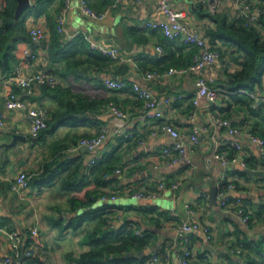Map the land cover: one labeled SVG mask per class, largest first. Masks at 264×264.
<instances>
[{
  "label": "crops",
  "instance_id": "0c3cea01",
  "mask_svg": "<svg viewBox=\"0 0 264 264\" xmlns=\"http://www.w3.org/2000/svg\"><path fill=\"white\" fill-rule=\"evenodd\" d=\"M87 2L95 10L105 12V18L101 21L87 18L76 7L77 0H69L71 6L67 12V35H64L65 39L61 41L56 27L54 29V22L57 12L64 6V0L40 1L38 13L35 14V9H32L25 19V31L27 33L26 27L30 20L39 22L45 28L47 36L43 49L38 52L31 50L30 39L26 36L25 39L18 41L15 47L18 62L24 73H34L40 68H45L56 77V86L70 91L64 93V97H60L64 102L72 100L79 106L74 121L61 125L52 134L40 138L39 134L36 137L31 136L26 110L7 109L5 95L11 92L23 104L39 105L48 114L60 108L59 101L42 90L43 84L35 83L32 92L29 93L24 88L7 82L8 73L0 77V111L7 120V125L0 128V227L15 229L22 233L28 232L33 226L38 227L37 234H28L36 261H28L27 264H76L67 256H77L89 248L84 235L94 223L85 222L76 230L70 228L61 230L54 226L53 222L57 220L61 227H65L70 218L81 211L80 207L75 208L71 205L69 197L72 194L82 196L85 190L94 188L91 175L87 177L86 185L69 192L62 189L61 185V178L67 173L65 171L52 186L37 188L29 185L23 197L10 189V183L19 171H25L29 176L39 171L45 162L53 160L59 162L72 158L83 167L78 176H88V169L96 160L115 150L114 155L120 157L119 161L115 163V168L109 173H104V176L114 177L117 182L102 186L101 190L116 194L114 202L123 206L109 214L112 222L119 226L124 221L131 220L137 227L153 234L151 243L142 255L153 251L161 254L160 250L164 249L165 254L161 260H168L169 264H180L176 253H182L184 242L177 237L174 226L187 217L185 209L187 205L193 210L190 218L207 226L209 237L207 238L201 231L189 234L187 244L189 253L185 257V263L187 256L190 262H201L202 254H205L212 264L244 262L245 259L239 256L240 248L234 245L236 236L246 235L253 241L264 239L262 224L264 212L259 211L264 205V173L240 175L234 172V165L221 164L213 156L215 148L229 154L231 151L229 143L236 138L225 128L212 125L208 118L209 113L216 110L220 116L228 117L232 126L255 130L254 132L260 135L259 131L264 130L262 117L264 107L255 110V113L238 109L234 104L229 107L230 99L227 97L229 93L226 87H218L224 91L219 93L213 108L209 104H201L196 108L195 117L191 120L189 113L193 108L191 99L195 90V73H174L165 78L150 80L143 77V72L148 70L188 66L194 51L192 46L184 45L179 40L166 39L157 28L141 27L146 20L162 18L158 10V0L138 2L87 0ZM169 2L184 13L182 22L190 30L205 38L206 31L214 26L209 17L208 2H216V12L226 15L228 19L242 17V8L245 5L255 8L261 3L259 0H169ZM34 4L36 0H30V6ZM54 31L61 46L67 47L49 57L48 47ZM76 31H84L108 46H115L120 57L111 59L112 61L104 65H89L86 62L84 47L75 40L78 36H71ZM86 45L88 48L87 43ZM156 45L162 46V53L155 50ZM30 50L34 56H24V53ZM224 60L225 58L219 57L212 66L203 70L202 75L209 84L217 83L222 78L226 81L223 71ZM231 70L229 68V71ZM107 78L125 80L127 85L121 89H108L103 85V80ZM132 82H138L160 101L165 96L174 94H180L181 98L169 104L161 102L158 106L163 114L161 118L143 119L140 117L142 102L136 97L131 87ZM263 82L264 74L261 83L256 86H261ZM104 101L114 102L127 113V117L117 118L102 111L100 106L93 110L83 108L88 102ZM161 122L170 123L182 134L181 139L192 158L191 163L168 165L164 162L161 150L169 146L174 139L168 134H150ZM193 124L201 126L199 142L196 145H191L187 136ZM103 125L119 128L122 133L108 134L94 149L78 146L81 137L95 135ZM129 133L131 136H127ZM13 134L24 135L26 138L24 141L17 140L13 146H4V143L10 142ZM241 142L242 155L254 166L250 168L264 171V150L246 140ZM92 159L94 162L91 163ZM53 166L55 167V164ZM175 181L180 182L176 189L157 187L159 182L169 185ZM224 182L234 184L235 189L223 188ZM212 185L217 187V200L220 192L224 191L231 206L241 205L251 216V221L243 224L231 211L220 207L219 204L217 206L211 204L209 195L206 198L203 193L209 194ZM138 189L156 191L157 194L150 199L132 198L130 192ZM68 240L76 243L75 252H65L66 246L56 242L66 241L65 244ZM236 247L238 250H234ZM8 251V242L5 236L0 234V256Z\"/></svg>",
  "mask_w": 264,
  "mask_h": 264
},
{
  "label": "trees",
  "instance_id": "16d2710c",
  "mask_svg": "<svg viewBox=\"0 0 264 264\" xmlns=\"http://www.w3.org/2000/svg\"><path fill=\"white\" fill-rule=\"evenodd\" d=\"M40 1L42 0H36V4L25 8L19 18L15 20L14 11L17 0H0L2 5V22L0 23L1 75L7 73L9 75L14 65L18 62L15 52L16 44L21 39H25V36L28 37L25 31V19L32 9H35V14L38 13ZM259 1L261 3L257 4V7L261 12L253 24L245 25L246 19L244 16L228 19L224 14L210 12L209 17L214 26L206 31L208 41L218 51L219 57H223L228 61V65L224 66L223 69L226 81L222 78L217 83L215 82L216 84L211 82V85L214 87H226L229 93L227 97L230 99L228 100L229 107L234 104L238 109L250 113H255L256 111L251 107L252 98L247 92L253 90L254 86L261 83L264 74V0ZM75 40L79 41L82 47H84L86 62L89 65L99 66L112 61L111 58L99 51L87 48L86 41L82 36H78ZM66 47L61 46L58 36L54 31L48 47L49 57ZM229 68L232 70L229 71ZM218 83L220 84L217 85ZM42 90L50 93L53 98L55 97L54 99L60 103V108L48 114L47 126L39 132L38 138L46 134H52L61 125L71 123L75 120V113L79 112L77 109L79 106L76 102L72 100L64 102L60 97H64V93H67L68 89L64 90L56 85L49 86L43 84ZM106 102L108 101L88 102L83 108L93 110L98 106L101 107ZM263 107L264 105L256 110H260ZM257 112L261 113L260 111ZM223 117L226 118V116ZM262 117L264 118L263 113ZM259 134L264 138L263 129L259 131ZM114 151L96 160L88 169V176H78L79 171L83 167L81 163L75 162L76 160L73 158L59 162L53 160L43 163L39 171L31 173L28 183L30 186L37 188L49 187L54 184L56 179H60L62 173L67 171L66 175L61 178L62 189L73 192L86 185L87 177L91 175L94 188L85 190L82 196L72 194L69 197L71 205L75 208L80 207L81 211L79 213L76 212L65 227H61L60 222L57 220L56 222L58 223L53 222V225L61 230L68 228L76 230L85 222L94 223L91 228L86 230L84 235L89 248L77 256L68 255L67 258L70 261L76 264H158L153 263L151 257L153 253H156L161 259L165 254L164 249L160 250L161 254L158 251L144 255L139 254L140 252H144L151 243L153 234L150 231L137 227V224L131 220H126L117 226L115 222L111 221L109 214L116 212L123 206L114 201L100 200V195L105 192L101 190L102 186L117 182V179L114 177L107 178L104 176V173L111 172L115 168V163L119 161L120 157L115 156ZM233 153L234 150L231 149L229 155ZM244 162L246 166L254 167L252 163L248 162L247 158H244ZM53 164H55V167ZM233 170L240 175H247L246 172L239 169L234 168ZM227 184L228 182H224L223 188ZM148 209H152V207H148ZM259 211L264 212V205ZM25 234L27 237L30 231L28 230ZM26 237L23 246L30 243V236ZM234 245L240 248L241 253L239 256L245 260L242 263L232 261L233 264L264 263V239L253 241L249 240L246 235H243V237L236 236ZM188 259L189 256H187L186 264H212L207 260L205 254L200 255L201 262L198 263L190 262ZM24 261L34 262L36 261V256L24 257Z\"/></svg>",
  "mask_w": 264,
  "mask_h": 264
},
{
  "label": "built area",
  "instance_id": "2783aa9c",
  "mask_svg": "<svg viewBox=\"0 0 264 264\" xmlns=\"http://www.w3.org/2000/svg\"><path fill=\"white\" fill-rule=\"evenodd\" d=\"M141 1V0H133ZM206 1V0H199ZM69 0H64V6L57 12L55 16V27L56 31L62 41L67 35V12L70 9ZM76 7L80 13L93 20L101 21L105 18V12H99L92 8L87 0H78ZM2 5L0 2V23L2 22L1 17ZM158 10L162 15L161 19L158 20H146L141 24V27L146 28H157L161 31L162 35L168 40H179L182 44L187 46H192L194 51L192 53L191 62L186 67H169L165 70H148L143 72V77L146 80L154 78H165L174 73H185L193 72L196 75L194 80L195 90L191 99L193 108L190 110L189 118L194 119L196 114V108L203 103L209 104L212 106L215 105L219 93L221 90L218 87H214L209 84L204 76L202 75L203 70L206 67L212 66L216 60L219 58L218 51L211 46L207 38L199 35L197 32L190 30L183 22L182 17L184 13L181 10L176 9L172 6L169 0H158ZM208 10L211 13L217 11L216 2H208ZM243 16L246 19L245 25L253 24L259 13L261 12L258 7L252 8L249 5H245L242 8ZM27 34L31 42V50L38 52L44 47L46 43L47 36L45 28L37 21L30 20L29 24L26 27ZM65 35V36H64ZM64 36V37H63ZM71 36H82L86 41L88 46L91 49H95L100 53L108 56L111 59H118L119 53L118 49L115 46H108L100 40H96L92 35L84 31H76ZM25 52L24 56H34L31 52ZM155 50L158 53L163 52L161 45H156ZM18 62L14 65L13 71L7 76L6 81L12 84H16L24 88L27 92H32L33 85L35 83L46 84L49 86H54L57 82L56 77L49 73L45 68H40L37 72L34 73H24ZM224 66L228 65V61L224 60ZM1 77V74H0ZM103 85L108 89H121L127 85V82L122 79H104ZM131 87L136 95L142 102L140 109V117L143 119H154L161 118L163 116L162 112L158 108L161 102L169 104L171 102L178 101L181 98L180 94H174L165 96L162 101L154 97L149 90L142 87L138 82H132ZM241 91V90H239ZM248 95L252 98L251 107L253 109H258L264 105V82L261 86L254 87V90L247 92ZM5 107L7 109H17L24 108L27 112L29 118V132L31 136L36 137L41 130L47 126V120L49 118L46 110L39 105H25L20 102L16 95L9 92L5 95ZM101 110L108 112L114 115L117 118L127 117V113L121 110L114 102L108 101L101 105ZM209 122L212 125L223 127L227 130L229 134H232L236 139L229 143L231 149L234 150L232 155H229L225 151H219L215 148L213 156L218 159L223 165H234L237 162H240L242 165L246 166L244 162V156L242 155V142L241 140H246L247 142L256 145L258 148L264 150V138H262L257 133L252 130H245L236 126H232L227 118L220 116L219 113L214 110L209 113ZM7 125V120L2 111H0V128ZM201 126L198 124H193L190 127L188 132V138L191 142V145H196L199 142ZM118 135L122 132L119 128H109L106 125L101 126L98 132L90 137H81L78 140V146H85L88 149H94L99 146L108 134ZM158 133L168 134L171 136L174 141L161 150V155L163 160L168 165H174L178 163L189 164L192 162V158L189 156L187 149L184 147L182 142V134L177 128L167 122H161L158 124L156 129L150 132L151 135ZM127 136H131L129 133ZM94 162V159L91 160V163ZM119 172V170H116ZM29 176L25 171H19L14 179L10 183V189L17 193L18 196L23 197L24 191L28 188ZM180 182L175 181L169 185L165 182H159L157 187L160 189H176L179 186ZM227 190L235 189L234 184H227ZM157 194L156 191H146V190H133L130 192V196L136 199H150ZM208 192L203 193L204 197H208ZM116 194L104 192L100 195L101 201H114L116 199ZM220 207L231 211L237 215L243 224H248L251 221L250 215L241 205H234L233 207L229 203V197L225 194L224 191L220 192V197L218 200ZM187 217L181 220L178 224L174 226L177 237L184 242V249L182 253L177 252L176 258L180 264L185 263V257L188 255V242L189 234L195 231H201L206 234L207 238L209 237V229L207 226L201 224L196 219H191L193 210L189 206L185 205ZM264 225V220L262 221ZM30 234L35 235L38 232V227L33 226L30 228ZM0 234H3L8 242L9 251L0 256V264H27V261H24V257L34 256V249L31 244L23 246L25 242L26 234L15 229H6L0 227ZM234 250H238L236 247ZM22 255V259L20 256ZM151 260L153 263L158 264H169L168 260H161L156 253H153Z\"/></svg>",
  "mask_w": 264,
  "mask_h": 264
},
{
  "label": "water",
  "instance_id": "95a60500",
  "mask_svg": "<svg viewBox=\"0 0 264 264\" xmlns=\"http://www.w3.org/2000/svg\"><path fill=\"white\" fill-rule=\"evenodd\" d=\"M29 6H30V0H17L15 11H14V19L17 20L19 18L20 14L22 13V11ZM222 62H223V60H221V63ZM25 138L26 137L24 135L13 134L10 142L4 143L3 145L6 147L13 146L17 140H23L24 141ZM234 167L239 169V170H242L248 174L260 175V174L264 173L263 170H254L248 166L242 165L240 162L235 163ZM208 198H209V202L211 204H213L214 206L218 205L217 187L215 185L211 186V188L209 190V197ZM139 254L142 255V252H140ZM21 259H22V255L20 256L19 260H21Z\"/></svg>",
  "mask_w": 264,
  "mask_h": 264
},
{
  "label": "rangeland",
  "instance_id": "374dc122",
  "mask_svg": "<svg viewBox=\"0 0 264 264\" xmlns=\"http://www.w3.org/2000/svg\"><path fill=\"white\" fill-rule=\"evenodd\" d=\"M77 2H78V0H77ZM77 4V3H76ZM245 209V208H244ZM248 213V212H247ZM56 242H58V244H60V245H63V246H66L64 249V251L66 252V251H73V252H75V250H74V248H75V246H76V243H73V242H69V240H68V242L67 243H65L64 244V242H66V241H61V242H59V241H56ZM63 242V243H62ZM63 252V251H62ZM61 252V253H62Z\"/></svg>",
  "mask_w": 264,
  "mask_h": 264
}]
</instances>
